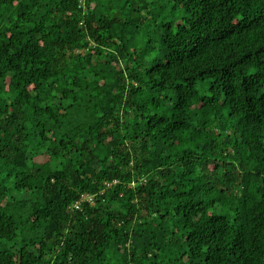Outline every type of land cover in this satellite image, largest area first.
<instances>
[{
    "label": "trees",
    "instance_id": "1",
    "mask_svg": "<svg viewBox=\"0 0 264 264\" xmlns=\"http://www.w3.org/2000/svg\"><path fill=\"white\" fill-rule=\"evenodd\" d=\"M0 264H264V0H0Z\"/></svg>",
    "mask_w": 264,
    "mask_h": 264
},
{
    "label": "built area",
    "instance_id": "2",
    "mask_svg": "<svg viewBox=\"0 0 264 264\" xmlns=\"http://www.w3.org/2000/svg\"><path fill=\"white\" fill-rule=\"evenodd\" d=\"M76 208H79V205H76Z\"/></svg>",
    "mask_w": 264,
    "mask_h": 264
}]
</instances>
